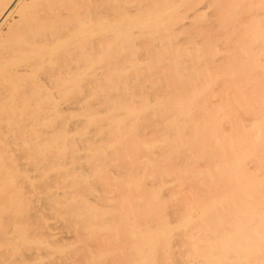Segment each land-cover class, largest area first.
<instances>
[{"label": "bare ground", "instance_id": "bare-ground-1", "mask_svg": "<svg viewBox=\"0 0 264 264\" xmlns=\"http://www.w3.org/2000/svg\"><path fill=\"white\" fill-rule=\"evenodd\" d=\"M0 264H264V0H0Z\"/></svg>", "mask_w": 264, "mask_h": 264}]
</instances>
